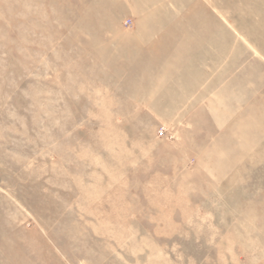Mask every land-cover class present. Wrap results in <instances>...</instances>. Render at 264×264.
I'll use <instances>...</instances> for the list:
<instances>
[{"label":"rangeland","instance_id":"rangeland-1","mask_svg":"<svg viewBox=\"0 0 264 264\" xmlns=\"http://www.w3.org/2000/svg\"><path fill=\"white\" fill-rule=\"evenodd\" d=\"M0 264H264V0H0Z\"/></svg>","mask_w":264,"mask_h":264}]
</instances>
